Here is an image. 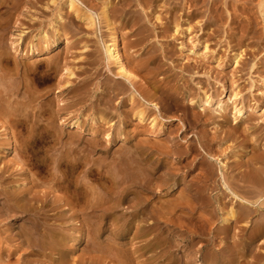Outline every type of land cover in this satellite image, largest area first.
<instances>
[{
    "label": "rangeland",
    "instance_id": "obj_1",
    "mask_svg": "<svg viewBox=\"0 0 264 264\" xmlns=\"http://www.w3.org/2000/svg\"><path fill=\"white\" fill-rule=\"evenodd\" d=\"M18 1H20V4ZM18 1L17 2L19 5L15 4L14 0H0V37L3 39L4 43L6 41L4 48L5 50L8 48V55L10 54L9 56H5V58H3V60L0 62V72L4 75V78L2 79V81H4L2 83L4 84H2V86L5 85V91L8 90L9 92L13 91V89L17 87V89L13 91V94H16L15 96V94L11 95V92V94H9L8 91H6L8 93L6 94L3 89L4 87L0 86L3 89L2 90L0 88V95H2L3 92L5 93L3 94V98L0 96V102H2V99L4 101L8 98L6 102L4 101L2 102V105L0 104V114L4 111L5 113H14V115L6 117L4 116L2 118H7L4 119L7 123L10 121L8 124L16 135L13 145L14 153L8 157L6 155L7 150H4V152L1 154L3 159H5L3 161L1 159L0 161V168L3 170L0 174V190L4 187V185H6L5 187H7V190H9L10 197L19 196L20 198L24 199V202H28L26 199V194H24V191L27 189H30L31 191L33 190L36 196L38 195L37 198H43L45 195V197L49 198L48 202L43 203V201L40 200L36 203H30L34 207V214H37L36 217L38 219H36L40 221L37 223L39 228H41L42 233H44L45 228H47V224H45L44 221L48 219V217H52L50 223L53 220L54 224L52 227L57 232H73L71 225L77 223V221L83 226L79 227L78 231L76 230L77 233L74 232V238H72V241L68 242L66 248L63 249V251L68 252V263L158 264L155 263L158 262V260L155 259L158 256L153 257L152 254L143 253L142 246L145 244V242L143 243L142 241H139V239L135 238V228L132 226L134 225V212L136 210L134 203L136 202V199L133 196V193L137 192L139 187L137 185V187L135 186L134 180L129 177L131 179L130 180L127 177L128 175L124 174L126 177H123V174L121 173L122 176L118 177L120 175V171L118 172L119 174L116 173V170H119L116 160H118V157L124 158V156L129 152L131 155L128 154V156L135 157L138 160H143L141 161V166L143 165L142 168L144 169L143 172H145L144 175L145 177L147 176L146 178L150 177V182L155 188H153L154 192L152 191L155 193L154 195L151 194L152 192L145 190L143 191L144 197L145 195H151L149 200V209L154 208L151 209V211L154 210L153 214L155 215L154 217L152 215L151 218V215L149 216L150 219H147L145 228L147 230L150 227L152 232L157 233L158 237L156 240H153V242L155 241V244H158L159 241V244H162V251L159 249L157 251L158 253L165 254L167 251L166 257L164 259L166 263L181 264L182 262V264H214L216 259L219 257L215 250L220 248L219 250L223 249V253L226 254V257L229 258V260L230 258L232 260L235 255H237V257L246 255V250H248L250 253L248 252L249 255H247V259L244 260L243 264H264V236H262V238H257L258 240H254L253 246L249 247V240H251L250 237H252L251 233H254L258 225L262 224V222L264 223V212H262V210L257 212L258 210L255 207L252 206V208L251 206H248L250 207L251 213L249 219L247 218L244 220V222L246 221L248 223L245 224L243 222L242 226L240 223L230 230L227 235H223L218 234V232L222 230L218 224L219 215L214 213L212 207H208L206 205L211 202H216L217 199L222 196L221 198H224L226 201H228L229 205L234 204L236 208H239V201L234 199V197L222 187L221 182L224 181V179H222V174L227 175L228 172L232 171L238 175H245L247 173L253 174L255 172L259 174L264 172V0H150L151 2L148 0H144V2L143 0H108V2H112V7L110 6L109 9L111 11L110 13L112 14V18L114 16L116 17L113 18V21L120 34L122 48L125 54L128 56L131 66L134 67L141 78L145 80L143 83H141L142 86L139 88L137 87L139 94L137 93V90H134V88L130 87L129 84L126 83L128 86L126 85L125 87L124 84L120 83L123 82L122 80H118L119 82L116 81L117 79L115 80V77L111 75L109 71L107 72L104 64L103 66L100 64L103 61L101 60L103 54L101 55V53H99V51H102L100 44L102 41L103 46V40L106 37V32L104 30L102 20L100 19V12L102 10L104 0H78L79 4L82 2L80 6L84 10L86 9L90 11L91 14H94L93 19L95 22V28H88L83 22V25L79 22L80 25L78 26L76 25L77 22L74 21L73 23L71 21L73 17H69L71 20L67 17V20L61 23V25L63 24L62 26L64 27V29L61 28V30H64V32L66 31V35L63 37L66 39L65 42H67V46L64 44V47H62L61 44L63 43L61 42L64 41L62 38L61 42L58 40V47H53V49L48 46L49 43L55 38H52L54 36V29L51 24L53 23V17H56V14L58 13L57 10L60 9L61 4L63 3L61 1L63 0H60V5L58 0V6L54 4L56 7L52 6V4L49 5L48 7L50 10L46 8L49 0ZM106 1L107 0H105V3ZM145 2L148 4L146 5ZM16 5L17 7L15 8ZM57 7L59 9H57ZM43 8H46L47 10ZM155 13L160 16L162 24H156V21H154ZM51 20L52 22L50 23ZM173 23L181 27L180 28L178 26L180 34L173 31ZM187 25H190L189 31H185V29L188 27ZM170 28L172 30H170ZM2 31L4 33H1ZM42 31L45 33L47 31L49 32H47L48 34L46 33V35L47 37H50V41L49 38H42L40 35L43 33ZM19 36L22 39H20V42ZM39 36L42 38V41ZM42 42H45V44ZM198 42L200 44L206 42L209 47V51L212 53L208 52L209 54L207 57H203L202 59H199L195 55L191 54L190 51L195 49L196 46L197 48L195 51H202L203 47L199 46ZM32 44H35L39 49L35 46L36 48L34 51V45ZM12 46H17L16 49L13 48V54H11L13 50ZM241 46H243L242 50L246 49L245 55L243 57L244 59L242 58L240 65L234 66L231 62V57H233V55L238 52V49ZM30 48L31 50L33 49L32 52ZM42 48H47L48 50L46 49L45 51ZM59 48H61V50H59ZM57 49L59 52H57ZM38 51L43 53H38ZM33 54L34 56H32ZM46 54L48 57L45 56ZM50 55L53 57L56 55L54 59L59 58L58 66L52 68L48 66V61L51 60L50 58L52 57ZM57 55L59 57H57ZM14 56H16V58ZM34 58L41 59L38 61H42L44 65L39 68V70H36L35 73H28L27 67L30 63H32V60H35ZM145 64L147 68L144 66ZM70 67H72L73 71L75 72L77 79H73L70 87L60 92V89L57 88H60L58 86H61L63 84L62 80L64 81L65 79L61 74L64 72L65 68ZM25 81L31 82L32 89L36 93L33 104H36L37 106H33L36 109L39 105L40 107L38 108H40V111L38 108L35 111L31 109L30 113L32 116L34 114L33 120H38L40 126H47L52 111L54 109L55 111L59 110L62 104H64L62 105L64 110L66 109L68 111H61V115H59L60 117L56 119V126H62V130L59 127V131L56 127V130H51V132L46 133L45 142L29 148L23 153L22 150L27 135V127H25L23 123L17 122L16 115H20V109L19 106H16L17 104L15 103V100H21L20 102H23L21 99V97H23L22 86H24ZM6 83L7 85L9 83L10 87L6 86ZM118 83L125 87L121 94L118 92L120 91L119 88L121 87V85ZM19 87L22 89L20 88L21 90H18ZM127 87H130L131 89ZM70 88L72 89L70 90ZM116 88L119 90L117 91ZM75 89L78 90L74 91ZM83 89L85 91H83ZM111 90L116 95H113ZM126 91H135L139 101L150 102V107L148 106L150 109L149 113H153L154 116L159 114L157 116L158 120L160 119L159 121L166 125L165 130L172 129L174 132L170 136L164 135V144L167 146V149H169L168 151L171 154L162 158L163 167L157 172H154L150 167H154L158 163V157L155 156L154 160L152 159L151 163L148 164L146 163L144 157L136 154L134 147L131 146L129 141H126L127 143H125L117 139L119 135L116 134H118L121 130V134L126 136L123 131L125 125L122 121H120L122 120V116L120 115L123 114L124 104L126 101L124 99L128 94ZM235 91L240 93V97L238 96V99L232 98V95ZM95 93L98 95L96 96ZM203 93L210 95L213 101L212 104L207 106L209 108H206L205 115L204 112L199 108V106L202 105L204 96ZM4 95H6L5 99ZM108 95L111 96L109 98L113 97L114 99L112 98L109 106H106L105 102L109 99H107ZM141 96L144 99H141ZM229 96L231 100L229 99ZM10 101L11 103H9ZM48 101H54L53 108H47L45 102ZM174 101L177 103V105H174ZM36 102L39 103L37 104ZM151 103L156 104L158 108L151 106ZM7 105L8 107H6ZM55 105L56 108L58 106L60 108L58 107L56 109ZM219 105L226 106V113L228 116V121L226 122H224V120L220 117L221 114L218 111ZM235 107L242 109L247 107L258 108V111L260 112H257L258 114H253V120L243 123L242 121H245V119L238 118L237 120H234L235 116L233 113ZM109 109L111 110L110 112L108 111ZM197 110L201 114H199ZM32 111L35 113L32 114ZM100 112L103 114H101L103 118L105 117L106 112L109 113L107 116V121H111L108 127L110 129L107 128V124H105V126L104 123H102L104 128L102 127L101 129H103V131L100 130L98 133L97 130H92V128L95 127V123L92 120L96 116H101L99 115ZM5 113H3V115H5ZM66 115L68 118L71 117L69 122H73L75 119L82 117L81 121L83 122L84 127H86L84 128V134L82 132L74 134L72 131L63 129L64 126L61 124V119H63ZM202 115H204V117L200 122L199 120L195 121V118H193L194 116ZM165 121L167 122L165 123ZM236 121H238L237 124L240 127L239 129H235V125L237 124L234 122ZM110 125H112V128ZM104 129H108L107 131L109 133L107 135L109 136L107 138V131L105 132ZM203 132H208L209 137L216 140L215 145L213 144L211 146L212 152L209 151L207 146L203 145V142L200 139ZM87 133L91 136H89ZM93 133H96V135ZM102 133H104V136H102ZM1 134L2 133L0 131V138L2 136ZM79 135H81L82 138H80ZM109 138L110 141L107 143ZM119 141L122 145H118ZM127 144L131 147L129 148ZM188 145L197 148L195 153L191 155H182L179 151L185 153ZM220 147H222V150H224L226 154L225 156L220 154L222 151ZM253 149H255V151H253ZM210 152L212 154H216V158L219 161L217 160L215 162H211L209 159H207ZM114 153L116 158L113 155ZM5 155L10 159H8ZM117 155L119 156L117 157ZM74 157H77L78 159ZM73 158L74 161L77 162L72 163ZM65 159L70 162L65 163ZM113 160H115L116 165ZM88 162L93 165H90ZM112 162L113 165L117 166V168L112 166ZM220 162L224 163V165ZM20 165L27 168L29 175L22 176L20 174ZM133 165L135 166V163H133ZM239 165L241 166L240 170L236 169V167ZM147 172L148 175H146ZM149 172L152 173L150 174ZM171 172H174V174L176 173V176H174L171 180H168L169 174ZM211 172H214L212 177H210ZM194 173L198 174L199 179L201 180V186L209 185L210 191L208 190V193L204 195L205 202H202V199H198L195 201L194 206L188 208L183 207L182 210L179 208L175 212L167 209V204L170 201H178L180 198H182V194L187 193L186 195H190L188 188L191 183L189 181L191 178H193L191 176ZM114 175H116V177ZM61 178L63 181L60 180ZM114 178H117V180ZM122 178H124V180H122ZM163 178H167V181H165L166 179L164 180ZM129 180L132 183H130ZM52 181H55V183L56 181H59L60 183L55 184L53 182V184ZM172 181L174 184L171 183ZM6 182L9 183L5 184ZM122 182L124 184L129 182L125 185L126 188L122 185ZM236 183L237 182H233L231 185ZM238 184L242 185L240 182H238ZM173 185H177V187L174 189V191H171V189L174 188ZM118 186L121 187L118 188ZM159 186L162 190L159 188ZM114 187L115 190L113 189ZM250 190H252V188H250ZM122 191H125L126 193ZM90 193L92 195H90ZM118 195L120 196L118 197ZM98 197H101V199ZM97 198L99 206H94L95 211H93L94 209L92 210V206L97 203ZM101 200H103V203L100 202ZM89 201L92 202L91 208H89L91 210L88 211L87 208L90 205ZM93 202L96 203L94 204ZM106 202H108V204ZM261 202L264 204V196L261 199ZM3 204H5L4 197L0 196V208H2ZM150 204H153L154 206H151ZM115 205L116 207H114ZM118 207H121V209L115 210ZM107 208L108 210L110 209L113 211L115 214L114 219L116 221H112L110 217L105 214L106 211H108ZM186 209L189 210L186 211ZM254 209H256V211ZM98 211L101 212L100 215H105V217H100ZM157 211H160L159 213L163 214L161 219L159 218L160 215ZM168 211H170L169 216ZM192 211L195 213H192ZM94 212L98 214H94ZM120 214L122 215L120 216ZM157 214L159 217H157ZM191 215L194 222L193 220H189ZM18 217L19 215L16 216V214L14 215L11 213V215L0 218V227L3 228L4 226L6 229H11V233H9L8 236L7 245L10 247L16 245L14 247H16L17 250H20H18L19 252L17 255H15V258H10L8 264H50L51 258L56 259V257L60 258L62 256L57 252L50 255H44L40 250V247L39 252H37L35 251L37 248L34 249L27 244H21L22 240L16 236L18 229L16 224H14L16 223ZM154 218L157 219L156 224ZM196 218L198 219L197 221ZM90 219L92 226L90 223H88ZM162 219L163 221H160ZM94 220L96 223H98L97 226ZM199 220L201 222H198ZM66 221L71 222L72 224L69 226ZM189 221H192V223ZM150 222H153V226H148V223ZM187 224H189V226H187ZM94 226L98 228L101 227V232L96 236L97 238L92 235L94 234L93 231L95 230ZM204 226H207V228H204ZM81 232H83V234H85L87 237L89 236V238H86V241L83 243L76 245L77 237L81 234ZM85 232H87V234ZM115 233H119L117 234L118 237ZM211 237L213 241L211 240ZM90 238H94V241L96 240L95 243L97 242L99 246L98 244L94 243L93 239L91 240ZM112 238L114 239L112 240ZM132 239L133 241H130ZM124 240H126L125 244H123ZM127 240L130 243H128ZM106 242L109 244L111 243V245L114 247L111 248L112 246H108V243ZM93 243L96 245V247L98 246L95 248V252H93L94 245H91ZM100 243L103 245L100 246ZM112 243L116 244L113 245ZM106 245L107 247H104ZM90 248L93 249H91L92 252L90 251ZM122 249L124 252L126 250L127 252L128 250L130 252H125L124 254L126 256H122ZM108 250L110 253H108ZM114 250L119 251V253L122 254L116 256ZM129 253H131V261L126 258L127 254L130 257ZM132 253L134 255H132ZM20 255L23 257L19 258ZM256 255L258 257L260 255V260H258L259 258H257ZM114 256L119 257V259H115ZM242 259L243 258H241V260ZM122 260H124V263H120ZM128 260L129 263H126Z\"/></svg>",
    "mask_w": 264,
    "mask_h": 264
},
{
    "label": "bare ground",
    "instance_id": "obj_2",
    "mask_svg": "<svg viewBox=\"0 0 264 264\" xmlns=\"http://www.w3.org/2000/svg\"><path fill=\"white\" fill-rule=\"evenodd\" d=\"M15 1V4H18V2H19V4H20V1H16V0H14ZM148 1H150V0H148ZM17 2V3H16ZM57 2H58V0H56V1H54V0H49L48 1V4H47V6H46V8L48 9V10H50V8L48 7L49 5H51L52 4V6H55V5H57ZM61 2H63L62 4H61ZM60 2V0H59V5L61 4V7H60V9L57 7V9H59V10H57L58 11V13L56 14V17H53V23L51 24V26L53 27V29H54V32H53V34H54V36L52 37V38H54L53 40H52V42H50L49 43V45L48 46H50L52 49H53V47H58V45L57 44H59L58 43V40H59V42H61L62 40V38L64 39V41L63 42H61V43H63V44H61L62 45V47H64V44H65V46H67L66 44H67V42H65L66 41V39L63 37V36H65L66 35V31L64 32V30H61V28L62 29H64V27L61 25V23H63V21H66L67 20V17L69 18V17H73V19H75V20H71L70 18V20L74 23V21L75 22H77L76 23V25H80V23L83 25V23L88 27V28H95L94 26H95V22H94V19H93V17H94V14H91L90 13V11H88V10H84L80 5H81V3L79 4V2H78V0H63V1H61ZM103 2H104V4H103ZM102 2V4H103V7H102V10H101V12H100V16H101V20H102V23H103V27H104V30H105V32H106V37H105V39L103 40V46H102V41H101V46L100 47H102V51L100 52L99 51V53H101V55L103 56H101L102 58H101V60H103L102 61V63H100V64H102V66H103V64H104V66L106 67V69H107V72L109 71L110 73H111V75H113L114 77H115V80L116 81H118V80H122L123 82H120V83H122V84H124L125 85V87H126V85L127 84H129L130 85V87H132V88H134V90H137V87L139 88L140 86H142V84L141 83H143L145 80H143L142 78H141V76L138 74V72L134 69V67H132L131 66V62L129 61V58H128V56L125 54V52H124V50H123V48H122V43H121V37H120V34H119V32H118V30H117V28L115 27V24H114V21H113V18H116L114 15V17L112 18V14L110 13L111 11H110V6L112 5V2L110 1V2H108V0L106 1V3H105V0ZM143 2H144V0H143ZM151 2V1H150ZM146 3V2H145ZM18 4V5H19ZM55 4V5H54ZM148 3H146V5H147ZM58 6V5H57ZM83 6V5H82ZM17 7V5L15 6V8ZM19 7V6H18ZM44 7V6H43ZM56 7V6H55ZM112 7V6H111ZM161 7V6H160ZM159 7V8H160ZM187 7V6H186ZM7 8V7H6ZM46 8H43V9H46ZM85 8V7H84ZM46 9V10H47ZM159 10V9H158ZM14 11V10H13ZM93 13V12H92ZM174 13H176V12H174ZM155 20L154 21H156V24L158 23H161V18H160V16L157 14V13H155ZM174 18V17H173ZM36 20V19H35ZM6 21V20H5ZM52 22V20L50 21V23ZM80 22V23H79ZM83 22V23H82ZM162 24V23H161ZM174 24V23H173ZM67 25V24H66ZM84 25V26H85ZM1 26V25H0ZM65 26V25H64ZM75 26V25H74ZM160 26V25H159ZM178 26L179 25H176V24H174V26H173V31L175 32V33H178V34H180V30H179V28H178ZM188 26V25H187ZM49 27H50V25H49ZM66 27V26H65ZM82 27V26H81ZM180 27V26H179ZM78 28H80V27H78ZM172 28V27H171ZM170 28V30H172ZM181 28V27H180ZM1 29V28H0ZM5 30V29H4ZM48 30V29H47ZM66 30V29H65ZM183 30V29H182ZM189 31L190 30V25L187 27V29H185V31ZM50 31V30H49ZM43 32V31H42ZM48 32V31H47ZM46 32V33H47ZM51 32V31H50ZM1 33H4L3 31L1 32ZM46 33L45 32H43V33H41L40 35L42 36V38L43 39H46V38H49V41H50V37H47V35H46ZM49 33V32H48ZM47 33V34H48ZM167 34V33H166ZM39 35V34H38ZM37 35V36H38ZM50 35V34H49ZM183 35V34H182ZM181 35V36H182ZM3 36V35H2ZM21 36V35H20ZM19 36V37H20ZM52 36V35H51ZM69 36V35H68ZM22 37V36H21ZM21 37L19 38V42H20V39H21ZM40 37V36H39ZM39 37H37V38H39ZM73 37V36H72ZM42 38L40 37V39H41V41H42ZM69 38V37H68ZM173 38V37H172ZM181 38V37H180ZM36 39V38H35ZM22 40V39H21ZM139 41L141 42V40L139 39ZM46 42V41H45ZM45 42H42V43H44L45 44ZM207 42V41H206ZM206 42H204V43H199V46H202L203 47V49H202V51L201 52H197V51H195L196 50V48H197V46L195 47V49H193V50H191L190 51V53L191 54H193V55H195L197 58H199V59H202L203 57L205 58V57H207V55L209 54L208 52H210L209 51V47H208V45L206 44ZM32 43V42H31ZM40 43V42H39ZM47 43V42H46ZM72 43V42H71ZM136 43V42H135ZM28 44H30V43H28ZM48 44V43H47ZM197 44V43H196ZM195 44V45H196ZM4 45H6V41H5V43H4V41H3V39L0 37V62L3 60V58H5V56H9L8 55V48H7V50H5V48H4ZM21 45V44H20ZM32 45H34V51H35V48L37 47L35 44H32ZM242 45V44H241ZM36 46V47H35ZM48 46H45V47H48ZM199 46H198V48H199ZM237 46H239V45H237ZM16 47L17 46H12V49L14 48V49H16ZM19 47V46H18ZM41 47V46H40ZM61 47V46H60ZM83 47H85V46H83ZM201 47V48H202ZM38 48V47H37ZM201 48H200V50H201ZM14 49L12 50V52H11V54H13L14 52ZM20 49V48H19ZM39 49V48H38ZM43 49V48H42ZM46 49L47 48H45V49H43V50H45L46 51ZM51 49V50H52ZM68 49H69V46H68ZM83 49V48H82ZM85 49V48H84ZM101 49V48H100ZM243 49V46H241L239 49H238V52H236L235 54H234V52H233V57H231L232 59V64L234 65V66H236V65H240V63H241V61H242V58L244 57V55H245V51H246V49L245 50H242ZM30 50H31V48H30ZM33 50V49H32ZM32 50H31V52H32ZM48 50V49H47ZM59 50H61V48H59ZM59 50L57 49V52H59ZM21 51V50H20ZM42 51V50H41ZM86 51V50H85ZM7 52V53H6ZM40 51H38V53H39ZM49 52H50V50H49ZM52 52V51H51ZM54 52H56V51H54ZM56 52V53H57ZM103 52V53H102ZM16 53H18V52H16ZM20 53V52H19ZM29 53H30V51H29ZM38 53H37V55H38ZM41 54L43 53V52H40ZM210 53H212V52H210ZM25 54V53H24ZM40 54V55H41ZM50 54V53H49ZM59 54H62V53H59ZM58 54V55H59ZM14 55H16V54H14ZM17 55H19V54H17ZM36 55V56H37ZM53 55V54H52ZM52 55H50V56H52ZM57 55V57H59ZM81 55V54H80ZM83 55V54H82ZM86 55V54H85ZM24 56V55H23ZM29 56V55H28ZM31 56V55H30ZM32 56H34V54L32 55ZM31 56V57H32ZM35 56V57H36ZM46 57H48L47 56V54L45 55ZM49 56V57H50ZM214 56V55H213ZM15 58H16V56H14ZM21 57V56H20ZM43 57V56H42ZM53 57V56H52ZM50 58L51 60H49L48 61V66L50 67V68H52V67H56V66H58L59 64V58H56V59H54V57H56V55L53 57V58ZM61 57V56H60ZM39 58V57H38ZM35 59V60H32V63H30L29 65H28V67H27V72L28 73H35V71L36 70H39V68H41L44 64H43V62L42 61H38V60H41V59ZM41 58V57H40ZM100 59V58H99ZM220 59V58H219ZM244 59V58H243ZM6 60V59H5ZM46 60V59H45ZM82 60V59H81ZM100 60V61H101ZM185 60V59H184ZM197 60V59H196ZM16 61V60H15ZM44 61V60H43ZM203 61H204V59H203ZM31 62V61H30ZM244 62V61H243ZM219 63V62H218ZM231 64V65H232ZM0 65H1V63H0ZM144 66H146V64L144 65ZM46 68H48V67H46ZM59 68V67H58ZM57 68V69H58ZM104 68V67H103ZM146 68H147V66H146ZM49 69V68H48ZM60 69V68H59ZM83 69V68H82ZM143 69H145V68H143ZM81 70V69H80ZM56 71V70H55ZM77 71V70H76ZM84 71V70H83ZM237 71H238V68H237ZM3 72V71H2ZM4 73V72H3ZM58 73V72H57ZM109 73V74H110ZM60 74V73H59ZM238 74V73H237ZM61 75H63V77L65 78L64 79V81L62 80V82H63V84L61 85V86H58V87H60V88H57V89H60L59 91L60 92H62L64 89H66V88H69L70 87V85L72 84V80L73 79H75L76 78V75H75V72L73 71V69H72V67H70V68H65V70H64V72L61 74ZM236 75V74H235ZM4 78V75L3 74H1V72H0V86H2V84H4V83H2V82H4V81H2V79ZM6 78V77H5ZM144 78H145V76H144ZM7 79V78H6ZM77 79V78H76ZM234 80V79H233ZM150 81V80H149ZM12 82V81H11ZM10 82V83H11ZM119 82V81H118ZM125 82V83H124ZM120 83H118V84H120ZM127 83V84H126ZM13 84V83H12ZM61 84V83H60ZM117 84V85H118ZM146 84V83H145ZM235 84V83H234ZM10 84L8 83V85H7V83H6V86H9ZM20 85V84H19ZM121 85V84H120ZM12 86H14V85H12ZM16 86V85H15ZM85 86V85H84ZM83 86V87H84ZM89 86V85H88ZM128 86V85H127ZM148 86V85H147ZM160 86V85H159ZM2 87H4L3 89H4V91H5V85L4 86H2ZM2 87H0L1 89H2ZM10 87V86H9ZM9 87H8V89H9ZM23 87V97H21V99L23 100V102H20L21 100H15V103L17 104L16 106H19V109H20V115L18 114V115H16V118H17V122H21V123H23V125L25 126V127H27V135H26V138H25V144H24V147H23V150H22V152L24 153V151H26V150H28L29 148H32L33 146H35V145H37V144H40V143H43V142H45V139H46V133H48V132H51V130L52 131H54V130H56L57 128V130H59L60 131V129L62 130V126L60 127V126H56V119L57 118H59L60 116L59 115H61V111H63L64 110V108H63V106L62 105H64V104H62L61 105V108L59 109V110H56L55 111V109L52 111V114H51V117H50V120H49V122H48V124H47V126H40L39 125V121L37 120H33V118H34V114L33 113H35V112H33L32 111V114H33V116L31 115V113H30V110L31 109H33L34 111L38 108V107H40L39 105H38V107L35 109V107L34 106H37L36 104L34 105L33 103H34V101H35V92H34V90L32 89V85H31V82L30 81H25V84H24V86H22ZM117 87V86H116ZM125 87L123 86V85H121V87L119 88L120 89V91H118L119 89L118 88H116L117 89V91L121 94L122 93V90H124L125 89ZM130 87H127V88H129V89H131ZM143 87H144V85H143ZM161 87V86H160ZM15 88V87H14ZM21 87H19L18 88V90L20 89ZM80 88V87H79ZM86 88V87H85ZM84 88V89H85ZM111 88V87H110ZM236 88V87H235ZM234 88V89H235ZM2 89V90H3ZM15 89H17V87L15 88ZM15 89H13V91L15 90ZM22 89V88H21ZM20 89V90H21ZM72 88H70V90H71ZM83 89V91H85ZM150 89V88H149ZM237 89V88H236ZM235 89V90H236ZM1 90V91H2ZM12 90V89H11ZM67 90H69V89H67ZM78 89H75L74 91H77ZM80 90V89H79ZM87 90V89H86ZM109 90V89H108ZM127 90V89H126ZM6 91H8V90H6ZM5 91V92H6ZM13 91H8V93L9 94H11V95H14L13 94ZM82 91V90H81ZM80 91V92H81ZM98 91V90H97ZM110 91V90H109ZM112 91V90H111ZM128 91H130V90H128ZM141 91V90H140ZM151 91V90H150ZM161 91V90H160ZM21 92V91H20ZM113 92V91H112ZM127 92V91H126ZM125 92V93H126ZM2 93V92H1ZM7 92H6V94H8ZM76 93V92H75ZM97 93V92H96ZM95 93V94H96ZM110 93V92H109ZM108 93V94H109ZM124 93V94H125ZM128 94L126 95L127 97V99L125 98L124 100H126L125 101V104H124V109H123V114L122 115H120V116H122V120H120V121H122L123 123H124V125H125V127H124V129H123V131H124V133H125V135L126 136H124L123 134H121V132H122V130L121 131H119V133L118 134H116V135H119L118 136V140H120L121 142H125V143H127L126 141H129L130 143H131V146H133L134 147V150L136 151V154H138V155H140L141 157H144L145 158V160H146V163H148V164H150L151 163V160L153 159L154 160V158H155V156L156 157H158V159H159V161H158V163L154 166V167H150L154 172L156 171H159L160 169H162V167H163V161H162V158L163 157H166V156H169L171 153L168 151L169 149H167V146H165V144H164V135H166V136H170V135H172L174 132H173V130L172 129H167V130H165V124L163 123V122H160L159 120H158V115L157 116H154L153 115V113H149L150 112V109L148 108V106L150 107V102H148V101H145V102H143V101H139L138 99H137V94L135 93V91H131V92H127ZM137 93L139 94V91L137 90ZM162 93V92H161ZM164 93V92H163ZM3 94H5L4 92H3ZM3 94L2 95H0V96H2V98H3ZM80 94V93H79ZM82 94V93H81ZM115 93L113 92V95H114ZM141 94H142V92H141ZM166 94V93H165ZM204 94V93H203ZM232 94H233V92H232ZM98 94H96V96H97ZM110 95V94H109ZM108 95V97H107V99L109 98V97H111V96H109ZM116 95V94H115ZM117 95H119V94H117ZM164 95V94H163ZM231 95V94H230ZM240 95V93L239 92H237V91H235L234 92V94L232 95V98H234V99H238V96ZM5 96L6 95H4V99H5ZM15 96H16V94H15ZM14 96V97H15ZM22 96V95H21ZM139 96V95H138ZM104 97V96H103ZM118 97V96H117ZM142 97V96H141ZM240 97V96H239ZM17 98V97H16ZM20 98V97H19ZM18 98V99H19ZM51 98V97H50ZM65 98V97H64ZM98 98V97H97ZM105 98V97H104ZM104 98H102V99H104ZM113 98V97H112ZM112 98H109L106 102H105V105L106 106H109V103H111V99ZM116 98V97H115ZM1 99V98H0ZM46 99V98H45ZM98 99H100V98H98ZM114 99V98H113ZM123 99V98H122ZM141 99H144L143 97L141 98ZM202 99V98H201ZM229 99H230V96H229ZM7 100H8V98H7ZM7 100H4L5 102L7 101ZM42 100V99H41ZM44 100V99H43ZM54 100V99H53ZM97 100V99H96ZM231 100V99H230ZM3 101V99H2V102H4ZM18 101V102H17ZM38 101V100H37ZM45 101V100H44ZM100 101H102L101 99H100ZM178 101V100H177ZM2 102H0V104L2 105L3 103ZM60 102V101H59ZM103 102V101H102ZM201 102V101H200ZM212 99H211V96L210 95H207L206 93L204 94V96H203V101H202V105H200L199 106V108L201 109V111H203L204 112V115H205V111H206V108H209V107H207V106H209L210 104H212ZM9 103H11V101L9 102ZM37 104L39 103V102H36ZM46 103V106H47V108H49L50 109V107L51 108H53V103H54V101H48V102H45ZM44 103V104H45ZM120 103V102H119ZM152 105L151 106H153V107H155V108H158V106H156V104H154V103H151ZM1 105H0V108H1ZM34 105V106H33ZM56 105H58V104H56ZM56 105H55V108H56ZM99 105V104H98ZM111 105V104H110ZM174 105H177V103H175V101H174ZM96 106V105H95ZM103 106V105H102ZM238 106V105H237ZM6 107H8V105L6 106ZM10 107H11V104H10ZM34 107V108H33ZM45 107V106H44ZM57 107V108H58ZM100 107V106H99ZM173 107V106H172ZM244 107V106H243ZM56 108V109H57ZM63 108V109H62ZM187 108V107H186ZM228 108V107H227ZM6 109V108H5ZM39 109V111H40V108H38ZM41 109H43V108H41ZM100 109V108H99ZM108 109V108H107ZM106 109V110H107ZM218 111L220 112V114H221V118L224 120V122H226V121H228V119H227V113H226V106H224V105H219L218 106ZM7 110H9V109H7ZM66 110V109H65ZM64 110V111H65ZM153 110V109H152ZM0 111H1V109H0ZM3 111V110H2ZM66 111H68V110H66ZM96 111H97V109H96ZM95 111V112H96ZM101 111V110H100ZM109 112L111 111L110 109L108 110ZM7 112V111H6ZM104 112V111H103ZM197 112H199L198 110H197ZM257 112H260V111H258V108H249V107H247V108H245V109H242V108H237V107H235V109H234V116H235V119L234 120H237L238 118H242V119H245V121H242L243 123L245 122L246 123V121L247 122H249L250 120H253V114H255V113H257ZM3 113H5V111L3 112ZM3 113H1L0 114V131H1V140H0V161H1V159H2V161L5 159H3V157H2V152H4V150H7V152H6V155L9 157V156H11L13 153H14V148H13V145H14V141H15V133H14V131L12 130V128L10 127V125L6 122V120H4V119H7V118H2V117H6V116H11V115H14V113H10V112H7V113H5V115H3ZM17 113H19V112H17ZM158 113H159V111H158ZM65 114H68V113H65ZM102 113L100 112V114L99 115H101ZM108 114L109 113H105V117L103 118L102 117V115L101 116H96V117H94L93 118V122L95 123V127H93L92 128V130L93 129H95V130H97L98 131V133H99V131L100 130H102L103 131V129H101L102 127L104 128V126H102V123H104V125L105 124H107L108 126H107V128L109 127V123H110V121H107V116H108ZM150 114H152V115H150ZM155 114V113H154ZM195 114H197V113H195ZM199 114H201L200 112H199ZM198 114V115H199ZM258 114V113H257ZM260 114V113H259ZM96 115V114H95ZM168 115V114H167ZM204 115H202V116H194L193 118H195V121L197 120H199V122L200 121H202L203 120V117H204ZM264 115V114H263ZM82 116V115H81ZM207 116V115H206ZM261 116H262V114H261ZM65 117H67V115L65 116ZM63 118V119H61L62 121H61V124L65 127H63V129H66V130H69V131H72L74 134L75 133H83L84 132V128H86V127H84V124H83V122L81 121V119H82V117L81 118H78V119H75V121H71V122H69L71 119V117H67V118ZM110 117V116H109ZM119 117V116H118ZM9 118V117H8ZM160 118V117H159ZM110 119V118H109ZM44 120V119H43ZM211 120V119H210ZM222 120V121H223ZM204 121H205V119H204ZM208 121V120H207ZM239 121V120H238ZM238 121H236V122H234L235 124H237L238 123ZM59 122H60V120H59ZM87 122V121H86ZM92 122V123H93ZM167 121H165V123H166ZM241 122V123H242ZM88 123V122H87ZM86 123V124H87ZM111 123H113V122H111ZM233 123V124H234ZM239 123H240V121H239ZM120 124H122V123H120ZM209 124V123H208ZM12 125V124H11ZM58 125V124H57ZM88 125V124H87ZM86 125V126H87ZM115 125H116V123H115ZM170 125V124H169ZM194 125V124H193ZM106 126V125H105ZM118 126V125H117ZM57 127V128H56ZM59 127H60V129H59ZM110 127L112 128V125H110ZM113 127H114V125H113ZM116 127V126H115ZM167 128V127H166ZM170 128V127H169ZM239 129L240 127H239V125L237 124V125H235V129ZM108 129H110V128H108ZM108 129H104V131L106 132ZM15 130V129H14ZM112 130V129H111ZM116 130V129H115ZM184 130V129H183ZM110 131V130H109ZM176 131V130H175ZM182 131V130H181ZM56 132V131H55ZM62 132V131H61ZM88 132V131H87ZM112 132V131H111ZM110 132V133H111ZM118 132V131H117ZM179 132H180V130H179ZM62 133H64V132H62ZM109 132L107 131V133H106V138L109 136V135H107ZM185 133V132H184ZM84 134V133H83ZM88 134V133H87ZM94 135H96V133H93ZM93 134H92V136H93ZM103 134V135H102ZM101 135L102 136H104V133H102ZM113 134H114V132H113ZM53 135V134H52ZM89 135V134H88ZM111 135V134H110ZM116 135H115V138H116ZM80 136V138H82L81 137V135H79ZM82 136H84V135H82ZM89 136H91V135H89ZM112 136V135H111ZM165 136V137H166ZM114 137V136H113ZM79 138V137H78ZM94 138V137H93ZM77 139V138H76ZM98 139V138H97ZM116 139V140H117ZM200 139H201V141L203 142V145H205V146H207L208 147V149H209V151H211L212 149V145L214 144L215 145V142H216V140L214 139V138H210L209 137V135H208V132H203L202 133V135H201V137H200ZM78 140V139H77ZM167 140V139H166ZM105 141H106V139H105ZM109 141H110V138H109V140H108V142L107 143H109ZM119 141V144L118 145H122V144H120L121 142ZM93 142H95V141H93ZM73 143V142H72ZM130 143H129V145H130ZM112 144V143H111ZM116 144V143H115ZM69 145H72V144H69ZM124 145V144H123ZM128 145V144H127ZM128 145V146H129ZM131 146H129V148L131 147ZM74 147V146H73ZM121 147V146H120ZM123 147H125V146H123ZM132 147V148H133ZM72 148V147H71ZM219 148V147H218ZM123 149H125V148H123ZM183 149V148H182ZM186 149V148H185ZM197 148H194L193 146H189L188 145V148H187V150L185 151V153H183L182 151H179L182 155L183 154H188V155H191V154H193V153H195V150H196ZM220 149L222 150V147H220ZM219 149V150H220ZM127 150H128V148H127ZM131 150V149H130ZM181 150V149H180ZM71 151H72V149H71ZM253 151H255V149H253ZM197 152V151H196ZM212 152V151H211ZM209 153V155H208V158L207 159H209L211 162H215V161H217L218 159L216 158V154H212V153ZM120 153V152H119ZM123 153V152H122ZM179 153V154H180ZM207 153V152H206ZM73 154V153H72ZM77 154V153H76ZM125 154V153H124ZM128 154H129V152H128ZM128 154H126L125 156H124V158L123 157H118L119 155H117V157H118V160H116L117 161V166H118V169L119 170H116V173H118L119 171V173H120V175L118 176V177H121L122 176V174H123V177H126L125 175H128L127 177L129 178H131V179H133L134 180V182H135V186L137 185L138 187H139V190L137 191V192H135V193H133V196L135 197V199H136V202H134L135 203V206H136V210H135V214H134V225H132V226H134V232H135V238H137V239H139V241H142L143 243L145 242V244L142 246V251H143V253H149V254H152L153 255V257H155V256H158L157 258H155V259H157L158 260V262H155V263H158V264H168V263H166L165 262V257H166V252H165V254L164 253H162V254H160V253H158L157 251L160 249L161 251H162V248H161V246H162V244H159V241H158V244H155V241L153 242V240H156V238L158 237V235H157V233L155 232H152L150 229V227H149V229H147L146 230V228H145V224L147 223V219L149 218V216H150V218L152 217V215H153V217L155 216L153 213H154V210H152L151 211V209H154V208H151V209H149V200H150V197H151V195L150 196H146L145 195V197H144V190L145 191H148V192H152L153 191V186H152V184H151V182H150V177H148V178H146L145 177V175H144V173L145 172H143L144 171V169L142 168V166H141V161H143V160H138V159H136L135 157H130V156H128ZM221 155H226L225 154V152H224V150H222L221 151V153H220ZM219 154V155H220ZM5 155V156H6ZM114 155V157H115V153L113 154ZM129 155H131V154H129ZM175 155V154H174ZM6 156V157H7ZM19 156V155H18ZM17 156V157H18ZM7 157V158H8ZM139 157V156H138ZM141 157H140V159H141ZM153 157V158H152ZM207 157V156H206ZM218 157V156H217ZM70 158H72V157H70ZM69 158V159H70ZM74 158H76V159H78L77 157H74ZM74 158H73V162L72 163H74V162H77V161H74ZM116 158V157H115ZM143 158V159H144ZM8 159H10V158H8ZM72 160V159H71ZM219 161V160H218ZM9 162V161H8ZM8 162H6V163H8ZM19 162V161H18ZM64 162L65 163H68V162H70V161H68L67 159H65L64 160ZM113 162L115 163V165H116V162H115V160H113ZM113 162L111 163L112 164V166H114L115 168H117V166H115V165H113ZM154 162V161H153ZM86 163V162H85ZM88 163H90V162H88ZM88 163H87V165H88ZM133 163H135V166L133 165ZM218 163V162H217ZM220 163H222V162H220ZM219 163V164H220ZM95 164V163H94ZM144 164V163H143ZM154 164V163H153ZM223 165H224V163H222ZM18 165V164H17ZM69 165V164H68ZM71 165V164H70ZM90 165H93V164H91L90 163ZM145 165V164H144ZM263 165H264V161H263ZM95 166V165H94ZM101 166V165H100ZM148 166V165H147ZM150 166V165H149ZM90 167V166H89ZM88 167V168H89ZM97 167H99V166H97ZM224 168H225V166H224ZM19 169H20V174L22 175V176H27V175H29V171L27 170V168L25 167V166H22V165H20L19 166ZM114 169V168H113ZM146 169V168H145ZM236 169H238V170H240L241 169V166L239 165L238 167H236ZM3 170H2V168H0V174H1V172H2ZM89 171V170H88ZM91 171V170H90ZM113 171V170H112ZM151 171V170H150ZM201 171V170H200ZM219 171V170H218ZM242 171V170H241ZM8 172V171H7ZM243 172V171H242ZM9 173V172H8ZM118 173V174H119ZM122 173V174H121ZM150 173V172H149ZM152 173V172H151ZM150 173V174H151ZM11 174V173H10ZM125 174V175H124ZM176 174V173H175ZM174 174V172L172 173H170L169 174V179L168 180H171L174 176H176ZM213 174H214V172H211L210 173V177H212L213 176ZM221 174V173H220ZM146 175H148V172H147V174ZM154 175V174H153ZM167 175V174H166ZM8 176V175H7ZM115 177H116V175H114ZM178 176V175H177ZM222 176H223V178L222 179H224V181H222L221 183H222V187L224 188V190H226V191H228V193H230L233 197H234V199H236V200H238L239 201V208H236V206H234V204H232V205H229V203H228V201H226L224 198H219V199H217V201L216 202H211V203H209V204H206L208 207H212L213 208V210H214V213L216 214V215H219V227L222 229V230H220L219 232H218V234H223V235H227L229 232H230V230H232L236 225H238V224H240L241 223V226H242V223L244 222V220L245 219H249V216H250V207H248V206H253V207H255L258 211L257 212H259V210L261 211L262 210V212H264V204L261 202V199L263 198V196H264V172H262V173H253V174H250V173H247V174H245V175H238L237 173H234L233 171L232 172H228L227 173V175H224V174H222ZM9 177V176H8ZM7 177V178H8ZM166 177V176H165ZM191 177H193V178H191V180L189 181L190 183H191V185L189 186V188H188V190L190 191V195H186V194H182V198H180L178 201H176V202H174V201H170L167 205V209H170L171 211H173V212H175L177 209H181L182 210V208L183 207H192V206H194V203H195V201L196 200H198V199H202V202L204 201V195L206 194V193H208V190H209V185H205V186H201L200 185V182H201V180L199 179V176H198V174H196V173H194V174H192V176ZM6 178V179H7ZM11 178V177H10ZM28 178H30V177H28ZM129 178V179H130ZM221 178V177H220ZM55 179H56V177H55ZM115 180H117V178H114ZM121 179V178H120ZM130 179V180H131ZM165 181H167V178H163ZM177 179V178H176ZM61 181H63L62 180V178L60 179ZM122 180H124V178H122ZM128 180V179H127ZM129 180V182L130 183H132L131 181ZM6 181H8V180H6ZM30 181V180H29ZM174 181V180H173ZM171 182V183H173L174 184V182ZM187 181V180H186ZM237 182L236 184H234V185H231L233 182ZM23 182V181H22ZM25 182H26V180H25ZM31 182V181H30ZM29 182V183H30ZM55 183V181H52V183ZM120 182V181H119ZM125 182H127V181H125ZM128 182V183H129ZM183 182V181H182ZM181 182V183H182ZM238 182H240V183H242V185H239L238 184ZM9 182H6L5 184H8ZM28 183V184H29ZM53 183V184H54ZM56 183H60L59 181H56ZM55 183V184H56ZM65 183V182H64ZM123 183V182H122ZM128 183H126V184H128ZM184 183V182H183ZM126 184H122L124 187H125V185ZM164 184H165V182H164ZM169 184V183H168ZM167 184V185H168ZM176 184V183H175ZM186 184V183H185ZM121 185V186H122ZM6 185H4V187L3 188H1V192H0V196H3L4 197V203L5 204H3L2 205V208H0V218H2V217H4V216H8V215H11V213H13L14 215L16 214V216L17 215H19V217H18V219H17V221H16V223H14V224H16V226H17V229H18V231H17V234H16V236L19 238V239H21L22 240V242H21V244H27V245H29V246H31L32 248H37L35 251H37V252H39V247H40V250L43 252V254L44 255H50V254H52V253H60L62 256L60 257V258H57L56 257V259H54V258H51L50 259V264H70V262L68 263V252L67 251H63V249H65L66 248V245L68 244V242H70V241H72V238H74V236H75V233L74 232H76V230L78 231V228L79 227H81L82 225H80L79 224V222L77 221V223H75V224H73V225H71V229L73 230V232L72 231H68V230H66V231H68L67 233L64 231V232H57L55 229H53V227H52V225L54 224V222H53V220H52V222L50 223V221H51V219H52V217L50 218V217H48V219H46L44 222H45V224H47V228H45V232L44 233H42V230H41V228H39V226H38V223L37 222H40V221H38L37 219V217H36V215L37 214H34V207H33V205L32 204H30L31 202H38V201H43V203L44 202H48V199L49 198H47V197H43V198H37V196H36V194H35V192H33V190L31 191L30 189H27L26 191H24V194H26V199H27V201L29 202V204H28V202H24L23 200V198H20L19 196H16V197H10V193H9V190H7L6 188L7 187H5ZM121 186H118V188H120ZM136 186V187H137ZM155 186V185H154ZM163 186H165V185H163ZM162 186V187H163ZM171 186V185H170ZM174 186V185H173ZM32 187V186H31ZM36 187V186H35ZM158 187V186H157ZM167 187V186H166ZM169 187V186H168ZM176 187H177V185L176 186H174V188H172L171 189V191H174V189H176ZM179 187V186H178ZM248 187V188H247ZM126 188V187H125ZM159 188H160V186H159ZM165 188V187H164ZM250 188H252V190H250ZM26 189V188H25ZM24 189V190H25ZM81 189V188H80ZM87 189V188H86ZM111 189V188H110ZM114 190H115V187L113 188ZM122 189V188H121ZM120 189V190H121ZM134 189V188H133ZM155 189V188H154ZM161 189V188H160ZM127 190V189H126ZM162 190V189H161ZM77 191H78V189H77ZM113 191V190H112ZM116 191H117V189H116ZM169 191V190H168ZM210 191V190H209ZM87 192V191H86ZM98 192V191H97ZM111 192V191H110ZM122 192H125V191H122ZM154 192V191H153ZM151 193V194H155V193ZM160 193H162L161 191H159ZM74 193V192H73ZM77 193V192H76ZM114 193V192H113ZM120 193V192H119ZM126 193V192H125ZM173 193V192H172ZM89 194V193H88ZM146 194V193H145ZM90 195H92L91 193H90ZM112 195H114V194H112ZM131 195V194H130ZM169 195V194H168ZM174 195V194H173ZM172 195V196H173ZM94 196V195H93ZM120 195H118V197H119ZM121 196H122V194H121ZM180 196V195H179ZM91 197V196H90ZM117 197V198H118ZM88 198H89V195H88ZM93 198V197H92ZM95 198V197H94ZM98 198H100L101 199V197H98ZM98 198H97V203L95 204L94 202V204L95 205H93L92 207V210L94 209V206L95 207H98L99 206V202H98ZM122 198V197H121ZM128 198H129V195H128ZM230 198V197H229ZM42 199H45V200H42ZM91 199V198H90ZM99 199V200H100ZM113 199V198H112ZM131 199V198H130ZM89 200V199H88ZM94 200V199H93ZM96 200V199H95ZM173 200V199H172ZM228 200V199H227ZM113 201V200H112ZM119 201V200H118ZM122 201V200H121ZM135 201V200H134ZM152 201V200H151ZM154 201V200H153ZM92 202V201H91ZM91 202L89 201V206H88V208H87V210L89 211V210H91V209H89V208H91ZM101 203H103V200H101L100 201ZM127 202V201H126ZM162 202H163V200H162ZM205 202V201H204ZM236 202V201H235ZM42 203V202H41ZM100 203V204H101ZM107 204H108V202H106ZM151 203H153V202H151ZM234 203V202H233ZM98 204V205H97ZM110 204V203H109ZM153 204H155V203H153ZM153 204H150L151 206L153 205ZM236 204V203H235ZM97 205V206H96ZM101 205H103V204H101ZM100 205V206H101ZM121 205V204H120ZM106 206V205H105ZM104 206V207H105ZM154 206V205H153ZM104 207H103V209H104ZM112 207V206H111ZM114 207H116V205L114 206ZM156 207V206H155ZM252 207V208H253ZM100 208H102V207H100ZM100 208H98V209H100ZM157 208V207H156ZM119 209H121V207L119 208H117V209H115V210H119ZM164 209V208H163ZM190 209V208H189ZM189 209H186V211L187 210H189ZM193 209V208H192ZM256 209H254L255 211H256ZM36 210V209H35ZM107 210H108V208H107ZM93 211H95V209L93 210ZM212 211V210H211ZM251 211H252V209H251ZM33 212V213H32ZM37 212V211H36ZM97 212V211H96ZM96 212H94V214L96 213ZM99 212V215H100V211H98ZM158 213L160 212V211H157ZM162 212H163V210H162ZM167 212V211H166ZM165 212V213H166ZM170 211H168V213H169ZM189 212V211H188ZM191 212V211H190ZM192 213H195V212H193L192 211ZM33 214V215H32ZM39 214V213H38ZM96 214H98V213H96ZM106 215H108V217H110V219L112 220V221H116L114 218H115V214L113 213V211L112 210H108V211H106V213H105ZM191 214V213H190ZM253 214V213H252ZM264 214V213H263ZM122 214H120V216H121ZM133 215V214H132ZM158 215V214H157ZM159 215H160V217H159ZM159 215L157 216V217H159L160 219H161V217H162V215L163 214H161V213H159ZM170 215V213L168 214V216ZM196 215V214H195ZM210 215V214H209ZM214 215V214H213ZM67 216V215H66ZM97 216V215H96ZM101 216H103V215H100V217ZM179 216V215H178ZM63 217V216H62ZM98 217V216H97ZM103 217H105V215L103 216ZM112 217V218H111ZM156 217V218H157ZM166 217V216H165ZM188 217V216H187ZM208 217V216H207ZM37 218V219H36ZM92 218V217H91ZM94 218V217H93ZM149 218V219H150ZM179 218V217H178ZM181 218V217H180ZM195 218V217H194ZM197 218H199V217H197ZM196 218V221L198 220ZM216 218V217H215ZM124 219V218H123ZM155 219V218H154ZM154 219H152V220H154ZM182 219V218H181ZM187 219V218H186ZM185 219V220H186ZM93 220V219H92ZM102 220V219H101ZM105 220V219H104ZM151 220V221H152ZM168 220V219H167ZM172 220V219H171ZM170 220V221H171ZM189 220H193V217H192V215H191V217H189ZM217 220V221H218ZM95 221V220H94ZM93 221V222H94ZM96 221H97V218H96ZM96 221H95V223H96ZM99 221V220H98ZM123 221V220H122ZM157 221V219H155V224L157 223L156 222ZM160 221H163V219L162 220H160ZM164 221H165V219H164ZM206 221V220H205ZM249 221V220H248ZM0 222H1V220H0ZM67 222V221H66ZM91 222V219H90V221H88V223H90ZM111 222V221H110ZM109 222V223H110ZM189 222H191L192 223V221H189ZM193 222H194V220H193ZM198 222H201L200 220L198 221ZM206 222H208V221H206ZM209 222H210V220H209ZM123 223V222H122ZM245 224L246 223H248V222H244ZM67 224L70 226V224H72L71 222H67ZM82 224V223H81ZM91 224V226H92V223H90ZM110 224H112V223H110ZM154 224V225H155ZM167 224V223H166ZM184 224V223H183ZM186 224V223H185ZM98 225V223H96V226ZM101 225V224H100ZM120 225V224H119ZM159 225V224H158ZM157 225V226H158ZM163 225V224H162ZM169 225V224H168ZM173 225V224H172ZM176 225V224H175ZM103 226V225H102ZM148 226H153V222H150V223H148ZM156 226V225H155ZM187 226H189V224H187ZM192 226V225H191ZM83 227V226H82ZM88 227H89V224H88ZM113 227V226H112ZM119 227V226H118ZM207 228V226H204V228ZM92 228V227H91ZM94 228H95V230L93 231L94 232V234H92L94 237H96L100 232H101V227L100 228H98V227H95L94 226ZM93 228V229H94ZM115 228V227H114ZM113 228V229H114ZM121 228V227H120ZM154 228V227H153ZM152 228V229H153ZM157 228V227H156ZM155 228V229H156ZM67 229H68V227H67ZM100 229V230H99ZM103 229V228H102ZM112 229V230H113ZM179 229V228H178ZM69 230H70V228H69ZM79 230H81V229H79ZM107 230V229H106ZM111 230V231H112ZM120 230V229H119ZM124 230V229H123ZM204 230V229H203ZM211 230V229H210ZM114 231V230H113ZM117 231V230H116ZM180 231V230H179ZM103 232H105V231H103ZM120 232V231H119ZM133 232V233H134ZM186 232V231H185ZM204 232V231H203ZM9 233H11V229H6V228H4V226H3V228H1L0 227V264H8V262H9V260H10V258H15L16 256L15 255H17V253L20 251L19 249V251L16 249V247H14V246H16V245H14L13 247H10V246H8L7 244H8V236H9ZM77 233V232H76ZM80 233V232H79ZM86 234H87V232H85ZM112 233V232H111ZM196 233H197V231H196ZM91 234V233H90ZM113 234V233H112ZM116 235L117 234H119V233H115ZM191 234V233H190ZM252 235V237H250L251 238V240H249L250 242H249V247L250 246H253V244H254V240H258L257 238H259V237H261L262 238V236H264V223L262 222V224H260V225H258V227L255 229V231H254V233H251ZM79 235V234H78ZM192 235V234H191ZM194 235V234H193ZM208 235H209V233H208ZM231 235V234H230ZM77 236V235H76ZM99 236H101V235H99ZM182 236V235H181ZM211 236V235H210ZM232 236V235H231ZM113 237H114V235H113ZM117 237H118V235H117ZM120 237V236H119ZM122 237V236H121ZM213 237V236H212ZM212 237H211V240H212ZM86 238H89V236L87 237L85 234H83V232H81V234L77 237V243H76V245H79V244H81V243H83L84 241H86ZM97 238V237H96ZM99 238V237H98ZM122 238H124V237H122ZM126 238V237H125ZM210 238V237H209ZM91 239V238H90ZM93 239V241H94V238H92ZM91 239V240H92ZM114 238H112V240H113ZM174 239V238H173ZM122 240V239H121ZM96 241V240H95ZM95 241H94V243H95ZM98 241H99V239H98ZM111 241V240H110ZM110 241H108V242H110ZM118 241H119V238H118ZM130 241H133V239L132 240H130ZM134 241H135V239H134ZM213 241V240H212ZM215 241V240H214ZM108 242H106V243H108ZM112 242V241H111ZM114 242V241H113ZM116 242H117V238H116ZM127 242H128V240H127ZM175 242V241H174ZM195 242V241H194ZM94 243L93 244H91V245H94ZM106 243H104V244H106ZM126 243V240H124V243L123 244H125ZM128 243H130V242H128ZM95 244H98L97 242L95 243ZM113 244V243H112ZM114 244H116V243H114ZM113 244V245H114ZM122 244V243H121ZM175 244H176V242H175ZM234 244V243H233ZM10 245V244H9ZM20 245V244H19ZM101 245H103V244H101L100 243V246ZM111 245V243L109 244L108 243V246H110ZM127 245V244H126ZM125 245V246H126ZM131 245V244H130ZM98 246H99V244H98ZM97 246V247H98ZM112 246V245H111ZM119 246V245H118ZM118 246H116V247H118ZM122 246V245H121ZM171 246V245H170ZM19 247V246H18ZM92 247V246H91ZM96 247V245H94V250L92 249V248H90V251L92 252V250H93V252H95V248H97ZM103 247V246H102ZM104 247H107V245L106 246H104ZM114 246H112L111 248H113ZM135 247V246H134ZM226 247H228V246H226ZM248 247V248H249ZM121 248V247H120ZM128 248V247H127ZM126 248V249H127ZM217 248H218V246H217ZM92 249V250H91ZM103 249V248H102ZM125 249V250H126ZM173 249V248H172ZM171 249V250H172ZM175 249H176V246H175ZM179 249V248H178ZM220 249V248H219ZM219 249H216L215 250V252H216V254L219 256L217 259H216V261H215V263L214 264H243V262H244V260L245 259H247L246 257H247V255H249V253H250V251H248V250H246L247 251V254L246 255H244V256H242V257H237V255H235L234 256V258H232V260H231V258H230V260H229V258H227L226 257V254H224L223 252V249H221V250H219ZM251 249V248H250ZM263 249H264V247H263ZM111 250V249H110ZM118 250V249H117ZM129 250H130V247H129ZM128 250V252H130ZM137 250H139V249H137ZM174 250V249H173ZM89 251V252H90ZM122 252H123V254L122 253H119V251H115L114 250V252H115V255L117 256V255H120V254H122V256L124 255V256H126L124 253L126 252V253H128L127 252V250L124 252L123 251V249L121 250ZM140 251V250H139ZM226 251V250H225ZM228 251H229V249H228ZM242 251H244V250H242ZM259 251V250H258ZM264 251V250H263ZM97 252V251H96ZM98 252H99V250H98ZM106 252H107V250H106ZM112 252V251H111ZM114 252H112V253H114ZM133 252V251H132ZM164 252V251H163ZM181 252V251H180ZM213 252V251H212ZM215 252H213V253H215ZM231 252H233V251H231ZM249 252V253H248ZM108 253H110L109 252V250H108ZM175 253V252H174ZM229 253H230V251H229ZM246 253V252H245ZM252 253V252H251ZM130 254V257H129V255L127 254V257L126 258H128L129 260H130V258H131V253H129ZM160 254V255H159ZM176 254H177V252H176ZM210 254V253H209ZM258 254V253H257ZM132 255H134L133 253H132ZM142 255V254H141ZM260 255H262V254H260ZM260 255H259V257L257 256V258H259L258 260H260ZM58 256V255H57ZM110 256H112V255H110ZM179 256V255H178ZM181 256V255H180ZM211 256H212V254H211ZM211 256H210V258H211ZM228 256V255H227ZM232 256V255H231ZM230 256V257H231ZM20 257H23L22 255H20L19 256V258ZM107 257V256H106ZM115 257V256H114ZM148 257V256H147ZM233 257V256H232ZM254 257V256H253ZM241 258H243L242 260H241ZM262 258V257H261ZM102 259V258H101ZM115 259H119V257H115ZM163 259V260H162ZM182 259V258H181ZM214 259V258H213ZM256 259V258H255ZM100 260V259H99ZM125 260V259H124ZM124 260H122V261H120V263H124ZM129 260H128V262H126V263H129ZM179 260V259H178ZM12 261V260H11ZM70 261V260H69ZM108 261V260H107ZM131 261V260H130ZM151 261V260H150ZM256 261H257V259H256ZM104 262V261H103ZM212 262V261H211ZM211 262H209V263H211ZM94 263H95V261H94ZM98 263V262H97ZM106 263V262H105ZM112 263V262H111ZM184 263V262H183ZM195 263H197V262H195ZM10 264V263H9ZM19 264V263H18ZM22 264V263H21ZM101 264V263H100ZM132 264V263H131ZM137 264V263H136ZM181 264H182V262H181Z\"/></svg>",
    "mask_w": 264,
    "mask_h": 264
}]
</instances>
